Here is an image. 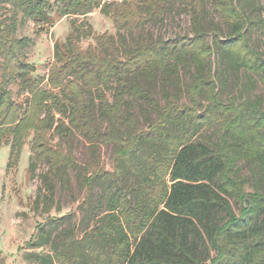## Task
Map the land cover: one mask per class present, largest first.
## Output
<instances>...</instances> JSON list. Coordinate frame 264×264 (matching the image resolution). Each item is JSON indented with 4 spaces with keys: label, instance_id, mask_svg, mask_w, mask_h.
I'll return each instance as SVG.
<instances>
[{
    "label": "trees",
    "instance_id": "16d2710c",
    "mask_svg": "<svg viewBox=\"0 0 264 264\" xmlns=\"http://www.w3.org/2000/svg\"><path fill=\"white\" fill-rule=\"evenodd\" d=\"M58 1L60 18H85L99 8L117 36L95 35L82 49L90 33L72 22L64 43L53 48L42 86L33 66L18 58L14 34L19 13L41 35L53 22L51 1L0 0V13L12 14L0 20V147L10 146L15 165L29 141L34 164L46 166L33 202L46 217L59 211L58 190L71 193L69 170L79 169L76 134L90 143L94 161L99 146L111 145L113 162L110 172L85 166L76 175L85 190L86 228L79 234L71 214L39 223V239L29 246L48 247L49 254H35L34 261L264 264V110L259 101L224 103L218 88L225 73L240 69L264 85V56L246 37L264 30V0ZM173 3L190 13L192 37H134L163 22ZM209 8L228 34L221 40L214 33L208 44L207 31L221 29L208 21ZM213 55L219 70L208 64ZM8 85L28 95L24 107ZM157 86L163 106L154 97ZM183 97L188 105H180Z\"/></svg>",
    "mask_w": 264,
    "mask_h": 264
},
{
    "label": "rangeland",
    "instance_id": "374dc122",
    "mask_svg": "<svg viewBox=\"0 0 264 264\" xmlns=\"http://www.w3.org/2000/svg\"><path fill=\"white\" fill-rule=\"evenodd\" d=\"M49 13L52 15V20L48 26H44V31L39 36L34 35L33 23L24 18L22 14L17 15L15 38L20 41L17 48L18 58L31 64L34 68L33 77L42 81L41 85L45 86V78L47 75V68L53 61V48L56 43L63 44L71 31V24L75 22L76 26L81 27L85 32L90 33V37L81 39L80 47L86 49L93 44V37L98 34L108 33L112 36H117V32L112 25L111 20L101 14L99 8L91 10L85 18H77L62 16L59 17L60 3L58 0H50ZM121 0H100L101 4L109 2H120ZM179 5V4H178ZM177 3H173V11L167 13L163 17V22L156 21L150 23L145 28L135 31L134 37L138 35H150L153 37L161 36L162 38H174L176 36H193L190 13L182 12L181 7ZM11 9L6 8L0 13V20L10 17ZM264 20V15H262ZM51 20V21H52ZM208 21H212L214 25L221 28L219 31L211 28L207 31V43L212 42L214 33L217 34L221 40L227 36V27L221 22L218 15L209 8ZM91 28V32L87 28ZM213 34V35H212ZM248 44L254 50L260 52L264 56V30L261 32L250 31L246 36ZM212 71L218 69L217 56L213 55L208 60ZM1 65V64H0ZM1 74V73H0ZM182 82H187V75L182 74ZM224 85H218L220 96L225 103L228 99H235L237 103L242 101L254 104L259 101V109L264 110V85L253 74H249L243 69L225 73L221 77ZM242 84L245 85L242 87ZM11 91V98L19 104L26 103L28 95L21 92L18 87L13 85L7 86ZM161 87L157 86L154 97L160 105H164L163 99L160 95ZM170 92H173L170 90ZM181 104H189L188 98L183 97ZM138 106V105H137ZM134 110L138 118V124L143 123L138 108ZM101 128L106 129V125L102 124ZM210 134V132H206ZM57 139L53 140L56 143ZM73 155L76 158L79 169L69 170L70 173V187L71 193H66L58 190L56 195V202L59 205V211L53 210L50 216L41 215L39 211L34 209V200L40 191V176L47 169L43 163L34 164L32 154L30 151V142L28 141L19 152L17 162L11 165L10 160V146L2 145L0 147V264H38L34 261V255L42 252L44 255L49 254L48 247L43 250H37L29 246L30 240L39 239L40 233L37 230L39 223L48 221V218L56 216L62 217L71 214L76 230L81 234L86 228V221L82 222L83 212L80 210V205L85 196V190L79 186L76 175L83 173L85 166L92 171L96 168H101L105 172L112 170L113 157L112 146L101 145L97 149L98 161H94L91 156V145L81 135L76 134L73 138ZM31 164L33 167L30 168ZM243 171L240 176H245ZM243 190L250 192L249 184H243ZM232 208L235 214H238L237 206L233 204Z\"/></svg>",
    "mask_w": 264,
    "mask_h": 264
}]
</instances>
